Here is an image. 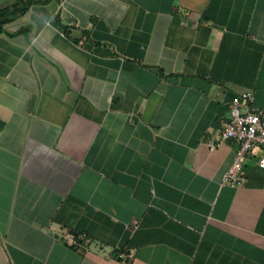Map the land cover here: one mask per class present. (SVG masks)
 I'll list each match as a JSON object with an SVG mask.
<instances>
[{
	"label": "crops",
	"instance_id": "crops-1",
	"mask_svg": "<svg viewBox=\"0 0 264 264\" xmlns=\"http://www.w3.org/2000/svg\"><path fill=\"white\" fill-rule=\"evenodd\" d=\"M242 92L264 115V0L33 4L0 29V264H264L260 149L231 186L209 145Z\"/></svg>",
	"mask_w": 264,
	"mask_h": 264
},
{
	"label": "built area",
	"instance_id": "built-area-1",
	"mask_svg": "<svg viewBox=\"0 0 264 264\" xmlns=\"http://www.w3.org/2000/svg\"><path fill=\"white\" fill-rule=\"evenodd\" d=\"M253 101L254 95L251 92L233 95L228 118L222 122L220 139L209 140L211 148L226 141L234 140L238 143L233 164L223 177V183L227 185L239 186L246 183L245 163L254 150L260 149L258 165L264 168V115L252 105ZM68 242L72 246L76 245L75 237L69 236ZM132 256L131 251L118 253V257L124 260Z\"/></svg>",
	"mask_w": 264,
	"mask_h": 264
},
{
	"label": "trees",
	"instance_id": "trees-1",
	"mask_svg": "<svg viewBox=\"0 0 264 264\" xmlns=\"http://www.w3.org/2000/svg\"><path fill=\"white\" fill-rule=\"evenodd\" d=\"M51 0H19L16 3L0 10V29L8 23L24 15L33 4L48 3Z\"/></svg>",
	"mask_w": 264,
	"mask_h": 264
},
{
	"label": "water",
	"instance_id": "water-1",
	"mask_svg": "<svg viewBox=\"0 0 264 264\" xmlns=\"http://www.w3.org/2000/svg\"><path fill=\"white\" fill-rule=\"evenodd\" d=\"M0 21H1V16H0Z\"/></svg>",
	"mask_w": 264,
	"mask_h": 264
}]
</instances>
